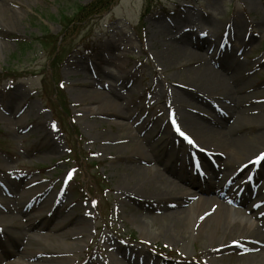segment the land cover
<instances>
[{"label":"rangeland","instance_id":"1","mask_svg":"<svg viewBox=\"0 0 264 264\" xmlns=\"http://www.w3.org/2000/svg\"><path fill=\"white\" fill-rule=\"evenodd\" d=\"M97 1L16 0L6 5L14 24L0 11V213L15 206L21 223L43 228L20 246L0 244V264L16 261L24 246L25 256L60 258L55 264H255L246 256L248 244L264 251V0H107L89 14ZM171 31L242 88L245 119L234 124L235 137L250 141V160L234 162L184 135L178 114L214 128L233 121L217 98L182 91L185 71L164 62ZM93 89L118 92L125 117L111 114ZM136 145L148 147V163L137 160ZM135 165L175 181L190 175L182 185L195 197H124L117 188ZM210 173L222 183L217 191L200 177ZM216 192L256 214L228 215L251 226L248 239L207 254L188 219L172 232L177 244L160 236L165 214ZM57 223L54 235L67 234L48 240ZM75 228L84 233L73 235ZM5 232L17 230L2 222L0 239Z\"/></svg>","mask_w":264,"mask_h":264},{"label":"bare ground","instance_id":"2","mask_svg":"<svg viewBox=\"0 0 264 264\" xmlns=\"http://www.w3.org/2000/svg\"><path fill=\"white\" fill-rule=\"evenodd\" d=\"M14 1L16 0H3L0 2V11L5 23L10 22L14 24V14L9 11L6 6L8 3ZM178 34H180L179 31L170 32L169 40L172 42L167 45V49L170 50V55L164 62L167 66H171V64L176 65L178 68H182L183 71H185L184 73L186 74H183L185 83H181L183 87L182 91L191 98H196V94L217 98L218 101L215 105L220 110L225 111L233 121L230 126L223 125L214 128L205 125L203 122L201 123L197 117H192L186 113L178 114V119L182 122L181 129L185 130H183L184 135L197 143L199 148L205 151L228 154L234 162L238 160L241 162L250 160V154L253 151L250 146V141L246 143L243 141L245 138L235 137L236 134L239 133V128L234 127V124L245 119L243 116L245 110L242 107L243 99L238 96L242 88L235 85V81L231 82L220 76L216 70L208 66L205 58L197 56L195 53L188 52L184 47V44H187L186 41L183 39L182 35ZM103 64H106V62L99 64L95 63V67L100 69ZM93 90L98 92L101 101L109 106L111 114L125 117L122 112L124 107L123 103L116 101L117 98H119L118 92L115 90H112V92ZM204 104L208 106V104ZM199 112L202 111L200 110ZM131 115L132 114H130V118ZM173 125L179 128L175 118ZM170 126L173 128L172 125ZM255 138L256 136L252 138L246 137V139H250L251 141L254 139L256 142ZM131 151L136 155L138 161L144 164L148 163V147L136 145ZM128 170L129 172L125 184L117 188V191L121 195H124V197H147L154 199L171 197L190 199L195 197L194 192L182 185L185 182H191L192 177L188 174H186L188 175L186 177L174 174L177 180L175 181L174 179L171 180L164 170L159 168L151 169L147 166L135 165L129 167ZM212 175L213 173H210L209 176H205L204 174L202 176V174H200V177L201 179L208 178L207 180L211 181L210 188L217 191L221 188L222 183L213 181L216 177ZM216 193L218 194H215V197L197 198L196 201L193 200L187 208L174 210L165 214L163 217L168 218V224L164 230L160 231V236L167 238L172 244H177L180 242L179 233L174 234L172 232L179 229L181 230L185 220L188 219L192 222V225H195V235L197 239L205 244L206 248L204 249L207 254L216 253L218 249L217 245L219 244L224 246L225 244L236 243L248 239L252 231L251 226L241 221L234 220L228 215L234 212L238 216H250L253 218L256 214L252 213L249 208L241 210L233 207L228 203L226 198L223 200L218 199L219 192ZM225 197H227V195H225ZM16 212L17 208L12 206V208H8V214L0 213V224L3 222L6 227L11 226L17 230L16 233L5 232V236H2V239H0V244L6 248L10 243H16L20 246L22 242L25 241L24 238L29 237V232L35 231L41 233L40 231L43 229L42 225L31 224L30 222L29 224L26 222L21 223L23 218L15 215ZM60 227L61 225L59 223L49 227L44 237L48 240L52 237H63L67 233L54 235L55 232H58ZM82 233H84V229L82 228H75L72 231L73 235L80 236ZM32 236L39 239L43 238L42 235L36 233ZM255 241L263 242L256 234ZM247 250V258L253 260L255 264H264V251L261 249L260 244H248ZM26 252H28V249L24 246L23 255L21 254L16 261L8 264H55L56 261H60V258L48 260L38 256L39 252L29 253V255L25 256ZM56 253L57 252H54V250L47 251V255ZM26 259L28 261H26Z\"/></svg>","mask_w":264,"mask_h":264},{"label":"trees","instance_id":"3","mask_svg":"<svg viewBox=\"0 0 264 264\" xmlns=\"http://www.w3.org/2000/svg\"><path fill=\"white\" fill-rule=\"evenodd\" d=\"M107 0H98L96 3H93L91 7H87L88 13L91 14L93 11H90L92 8H97V9H103L105 8V5L103 4V2H105ZM86 11V9L84 8H79L78 11L76 13H84Z\"/></svg>","mask_w":264,"mask_h":264},{"label":"snow or ice","instance_id":"4","mask_svg":"<svg viewBox=\"0 0 264 264\" xmlns=\"http://www.w3.org/2000/svg\"><path fill=\"white\" fill-rule=\"evenodd\" d=\"M182 134V133H181ZM183 135V134H182ZM191 142V141H190Z\"/></svg>","mask_w":264,"mask_h":264}]
</instances>
